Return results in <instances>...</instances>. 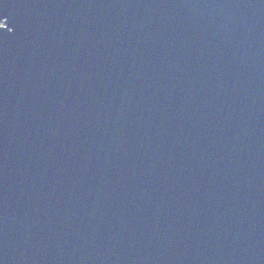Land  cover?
<instances>
[{"label": "water", "instance_id": "95a60500", "mask_svg": "<svg viewBox=\"0 0 264 264\" xmlns=\"http://www.w3.org/2000/svg\"><path fill=\"white\" fill-rule=\"evenodd\" d=\"M0 264H264V0H0Z\"/></svg>", "mask_w": 264, "mask_h": 264}]
</instances>
